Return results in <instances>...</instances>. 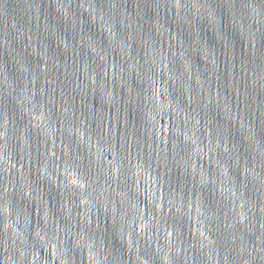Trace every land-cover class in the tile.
Returning <instances> with one entry per match:
<instances>
[{"label":"water","instance_id":"water-1","mask_svg":"<svg viewBox=\"0 0 264 264\" xmlns=\"http://www.w3.org/2000/svg\"><path fill=\"white\" fill-rule=\"evenodd\" d=\"M0 264H264V0H0Z\"/></svg>","mask_w":264,"mask_h":264}]
</instances>
